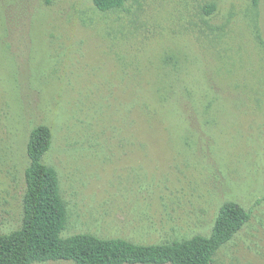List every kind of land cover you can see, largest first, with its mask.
Masks as SVG:
<instances>
[{"label":"rangeland","instance_id":"374dc122","mask_svg":"<svg viewBox=\"0 0 264 264\" xmlns=\"http://www.w3.org/2000/svg\"><path fill=\"white\" fill-rule=\"evenodd\" d=\"M39 124L61 237L208 236L233 201L250 217L213 264H264V0H0V234Z\"/></svg>","mask_w":264,"mask_h":264},{"label":"trees","instance_id":"16d2710c","mask_svg":"<svg viewBox=\"0 0 264 264\" xmlns=\"http://www.w3.org/2000/svg\"><path fill=\"white\" fill-rule=\"evenodd\" d=\"M100 11L120 8L124 0H92ZM214 5H210L211 11ZM52 133L39 124L26 144L28 165L24 170L22 223L0 234V264H32L70 260L75 264H213L216 251L242 228L250 214L241 205L224 203L208 236L166 243L141 244L121 237L102 238L91 233L61 237L66 207L56 170L42 157L50 148Z\"/></svg>","mask_w":264,"mask_h":264}]
</instances>
